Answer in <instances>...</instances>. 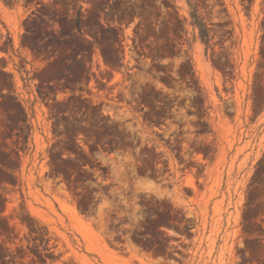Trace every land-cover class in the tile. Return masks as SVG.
<instances>
[{"label": "rangeland", "instance_id": "obj_1", "mask_svg": "<svg viewBox=\"0 0 264 264\" xmlns=\"http://www.w3.org/2000/svg\"><path fill=\"white\" fill-rule=\"evenodd\" d=\"M0 264H264V0H0Z\"/></svg>", "mask_w": 264, "mask_h": 264}, {"label": "bare ground", "instance_id": "obj_2", "mask_svg": "<svg viewBox=\"0 0 264 264\" xmlns=\"http://www.w3.org/2000/svg\"><path fill=\"white\" fill-rule=\"evenodd\" d=\"M188 172V171H187ZM185 174V173H184ZM183 181H185V184L184 185H188V186H190V187H192V188H195V185H194V183H193V177L191 176V174H189V173H186L185 174V180H183ZM103 242H105V241H103ZM104 247L105 248H107V245L104 243ZM98 250V249H97ZM103 250V249H102ZM102 250H98L97 252H99V253H103V251ZM108 250V249H107ZM105 251V250H104ZM109 252H111V251H109ZM114 252V251H113ZM112 254V253H111ZM109 255V254H108ZM115 255H116V253H115ZM132 255V254H131ZM104 256H106V254H104ZM103 256V257H104ZM111 256V255H110ZM114 257V256H113ZM105 258H107L108 259V257H105ZM117 258V257H116ZM121 258V257H120ZM131 259V258H130ZM129 261H131V260H128V262ZM139 261V260H138Z\"/></svg>", "mask_w": 264, "mask_h": 264}, {"label": "flooded vegetation", "instance_id": "obj_3", "mask_svg": "<svg viewBox=\"0 0 264 264\" xmlns=\"http://www.w3.org/2000/svg\"><path fill=\"white\" fill-rule=\"evenodd\" d=\"M104 81V80H103Z\"/></svg>", "mask_w": 264, "mask_h": 264}, {"label": "trees", "instance_id": "obj_4", "mask_svg": "<svg viewBox=\"0 0 264 264\" xmlns=\"http://www.w3.org/2000/svg\"><path fill=\"white\" fill-rule=\"evenodd\" d=\"M204 35V34H203Z\"/></svg>", "mask_w": 264, "mask_h": 264}]
</instances>
